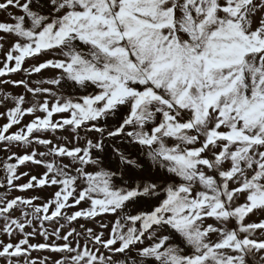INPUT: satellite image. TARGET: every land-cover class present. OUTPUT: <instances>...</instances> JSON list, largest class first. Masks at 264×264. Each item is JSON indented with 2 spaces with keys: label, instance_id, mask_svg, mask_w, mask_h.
Wrapping results in <instances>:
<instances>
[{
  "label": "snow or ice",
  "instance_id": "obj_1",
  "mask_svg": "<svg viewBox=\"0 0 264 264\" xmlns=\"http://www.w3.org/2000/svg\"><path fill=\"white\" fill-rule=\"evenodd\" d=\"M0 15V264H264V0Z\"/></svg>",
  "mask_w": 264,
  "mask_h": 264
},
{
  "label": "rangeland",
  "instance_id": "obj_2",
  "mask_svg": "<svg viewBox=\"0 0 264 264\" xmlns=\"http://www.w3.org/2000/svg\"><path fill=\"white\" fill-rule=\"evenodd\" d=\"M4 17L2 16V15H0V19H3ZM14 78H18V77H14ZM0 110H2V109H0ZM27 119H30V117H28ZM5 121L4 120H2V119H0V124H2V123H4ZM5 158V156H4V153L3 152H0V160H3ZM29 168L30 169H32L33 171H38L39 169H36L35 168V166H32V165H30L29 166ZM21 170H25V171H27V170H29V169H25V168H22ZM3 174V172H2V169H0V175H2ZM23 182V181H22ZM49 192L50 191H52L51 189H49L48 190ZM14 194H16V195H19L20 193H14ZM82 223H83V221H81ZM42 254H40V257H43V256H48V255H52V254H50V253H47V252H41Z\"/></svg>",
  "mask_w": 264,
  "mask_h": 264
},
{
  "label": "trees",
  "instance_id": "obj_3",
  "mask_svg": "<svg viewBox=\"0 0 264 264\" xmlns=\"http://www.w3.org/2000/svg\"><path fill=\"white\" fill-rule=\"evenodd\" d=\"M29 230H30V229H29ZM34 242H35V241H34ZM40 254H42V253H35V252L33 253L34 256H40Z\"/></svg>",
  "mask_w": 264,
  "mask_h": 264
}]
</instances>
